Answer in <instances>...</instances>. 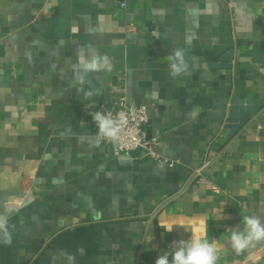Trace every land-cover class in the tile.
Returning <instances> with one entry per match:
<instances>
[{
	"label": "crops",
	"instance_id": "1",
	"mask_svg": "<svg viewBox=\"0 0 264 264\" xmlns=\"http://www.w3.org/2000/svg\"><path fill=\"white\" fill-rule=\"evenodd\" d=\"M95 55L111 70L76 83ZM122 96L173 167L98 139L90 113ZM207 160L217 191L191 179ZM0 213V264H155L193 237L216 264H264V241H230L264 221V0H0Z\"/></svg>",
	"mask_w": 264,
	"mask_h": 264
},
{
	"label": "clouds",
	"instance_id": "2",
	"mask_svg": "<svg viewBox=\"0 0 264 264\" xmlns=\"http://www.w3.org/2000/svg\"><path fill=\"white\" fill-rule=\"evenodd\" d=\"M168 74L173 79L187 74L189 65L183 48H176L168 55ZM111 70V60L108 56L95 55L81 61L80 69L75 73L76 83H84V74ZM100 90L84 92L83 99L89 100L92 95H99ZM92 121L98 128L100 137L115 140L119 131L117 121L102 111L90 113ZM243 225L233 227L230 235L231 246L235 252L241 253L256 242L264 241V221L255 215H245ZM172 231V229H168ZM0 240L11 243L9 218L0 213ZM170 251L160 254L155 264H216L220 249L215 242L207 239L190 238L188 240L173 241Z\"/></svg>",
	"mask_w": 264,
	"mask_h": 264
},
{
	"label": "built area",
	"instance_id": "3",
	"mask_svg": "<svg viewBox=\"0 0 264 264\" xmlns=\"http://www.w3.org/2000/svg\"><path fill=\"white\" fill-rule=\"evenodd\" d=\"M125 6V3L122 4ZM108 116L117 121L119 131L115 140H108L99 136L100 141L111 143L116 154H131V152L143 148L147 150V155L157 160L159 163L174 166V161L162 156L157 150L160 145L159 137H149L146 126L149 122V111L146 104L130 103L125 96H122L116 108L106 112ZM207 160L202 166L196 168L191 173L192 181L205 183L212 190H219V186L205 179L203 170L209 165Z\"/></svg>",
	"mask_w": 264,
	"mask_h": 264
},
{
	"label": "water",
	"instance_id": "4",
	"mask_svg": "<svg viewBox=\"0 0 264 264\" xmlns=\"http://www.w3.org/2000/svg\"><path fill=\"white\" fill-rule=\"evenodd\" d=\"M131 155L134 157H142L147 155V150L143 149V148H139L133 152H131Z\"/></svg>",
	"mask_w": 264,
	"mask_h": 264
}]
</instances>
